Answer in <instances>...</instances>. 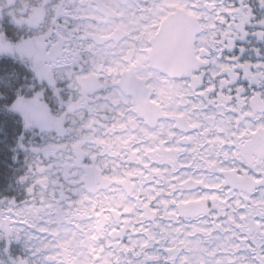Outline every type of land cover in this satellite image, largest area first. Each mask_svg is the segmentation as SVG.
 I'll list each match as a JSON object with an SVG mask.
<instances>
[{"label":"snow or ice","instance_id":"snow-or-ice-1","mask_svg":"<svg viewBox=\"0 0 264 264\" xmlns=\"http://www.w3.org/2000/svg\"><path fill=\"white\" fill-rule=\"evenodd\" d=\"M0 264H264V0H0Z\"/></svg>","mask_w":264,"mask_h":264},{"label":"trees","instance_id":"trees-1","mask_svg":"<svg viewBox=\"0 0 264 264\" xmlns=\"http://www.w3.org/2000/svg\"><path fill=\"white\" fill-rule=\"evenodd\" d=\"M2 174H3V173H2V167H0V176H2Z\"/></svg>","mask_w":264,"mask_h":264}]
</instances>
